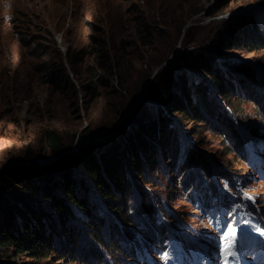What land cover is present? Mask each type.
Returning a JSON list of instances; mask_svg holds the SVG:
<instances>
[{"label": "rangeland", "instance_id": "1", "mask_svg": "<svg viewBox=\"0 0 264 264\" xmlns=\"http://www.w3.org/2000/svg\"><path fill=\"white\" fill-rule=\"evenodd\" d=\"M244 18L264 29V0L222 5L219 0H0V174L8 165L22 163L24 149L38 146L44 130L55 129L75 145L107 144L123 128L147 120L159 106L148 98L147 89L150 83L151 92L159 89L160 70L176 64L178 70L195 72V79L204 78L190 66L196 51L215 62L240 63L248 79L259 80L252 82L254 100L231 96L241 109V119L233 124L243 154L234 148L225 151L221 127L212 131L172 114L177 137L160 148L152 166L135 176L146 192L133 190L127 220H106L102 243L82 235L72 255L54 264H217L229 223L237 227L232 249L236 260L229 258V263L250 260L245 246L262 236L257 228L264 231V119L257 108L264 103V49L231 48L220 57L210 47V42L223 39L225 24ZM195 35L199 40L192 41ZM99 39H104L102 50L118 59V67L114 74L103 73L109 85L99 86V95L93 97L82 84L91 78L89 67L104 62V56L92 54ZM81 50L89 53L81 54L75 74L69 60ZM61 62L76 92L66 84L55 85L54 69ZM174 146L185 154L178 164L172 158ZM193 154L210 163L225 204L205 208L200 192L180 182L178 170L191 171ZM146 193L154 194L148 201L152 198L165 214L157 207L156 214L149 210ZM151 221H161L164 228L149 239Z\"/></svg>", "mask_w": 264, "mask_h": 264}, {"label": "trees", "instance_id": "2", "mask_svg": "<svg viewBox=\"0 0 264 264\" xmlns=\"http://www.w3.org/2000/svg\"><path fill=\"white\" fill-rule=\"evenodd\" d=\"M219 1L222 5L232 0ZM223 29V39L216 44L210 42V47L220 57L231 48L246 51L264 49V29L251 18L231 20ZM99 40L102 42L95 41L97 48L92 54L101 59L104 56L105 60L103 58L104 62L99 67H89L91 78L82 84V89L93 97L99 95V86L109 85L103 73L114 74L113 70L118 67V59L102 50L104 39ZM197 40L199 38L195 35L192 41ZM84 52L75 53L69 60L70 69L75 74H78L76 64L81 62ZM195 53L197 57L192 59L190 66L196 73L203 72L204 78L197 80L195 72L189 74L186 69L178 70L176 64L160 70L156 75L159 89L151 92L152 83L147 89L148 98L155 99L159 106L157 111L152 109L153 114L147 120L123 128L107 144L91 141L75 145L74 141H68L55 129L44 130L38 139V146L28 145L24 149L22 163L10 164L2 170L0 264H54L64 256L72 255L71 251L76 249L82 235L102 243L101 234L106 220H127L133 190L146 192L135 176L144 167L152 166L160 148L177 137V128L171 123L172 114L198 121L212 131H219L221 127V132H216L225 142V151L237 150L243 154L244 144L233 124V121L241 119L236 97L254 100L257 95L252 88L254 78L251 76L248 79L240 63L229 59L215 62L201 51ZM54 73L55 85L66 84L76 92L75 84L62 62ZM256 79L254 82L259 81ZM235 94L233 101L231 96ZM224 105L229 107V111ZM257 108L264 119L263 101ZM251 130L252 133L257 132ZM81 136L83 138L84 134ZM171 151L173 162L178 164L185 158L179 146L172 147ZM49 157L52 159L47 161ZM192 161L191 171L178 170L184 188L200 192L205 208L225 204L227 198L213 182L210 163L194 154ZM145 182L151 181L146 179ZM152 195L147 194L145 200L149 210L156 214L154 208L157 207L162 215L165 214L163 207L151 201L152 198L148 201ZM151 227L149 239L153 238L152 234L161 232L164 225L161 221H151Z\"/></svg>", "mask_w": 264, "mask_h": 264}, {"label": "snow or ice", "instance_id": "3", "mask_svg": "<svg viewBox=\"0 0 264 264\" xmlns=\"http://www.w3.org/2000/svg\"><path fill=\"white\" fill-rule=\"evenodd\" d=\"M256 231H259L261 235H264V231H262L260 228H257ZM236 236H237L236 225L234 223H229L226 226V230L223 233V242L221 244L223 264H229L228 258L230 256L232 257L236 256V252L232 250L237 243L235 239Z\"/></svg>", "mask_w": 264, "mask_h": 264}, {"label": "bare ground", "instance_id": "4", "mask_svg": "<svg viewBox=\"0 0 264 264\" xmlns=\"http://www.w3.org/2000/svg\"><path fill=\"white\" fill-rule=\"evenodd\" d=\"M207 254V253H206ZM211 259V258H210Z\"/></svg>", "mask_w": 264, "mask_h": 264}]
</instances>
